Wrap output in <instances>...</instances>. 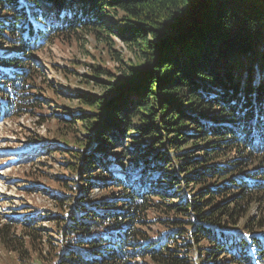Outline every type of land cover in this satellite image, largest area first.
<instances>
[{
    "label": "trees",
    "instance_id": "16d2710c",
    "mask_svg": "<svg viewBox=\"0 0 264 264\" xmlns=\"http://www.w3.org/2000/svg\"><path fill=\"white\" fill-rule=\"evenodd\" d=\"M118 8L115 28L103 17ZM78 32L111 50L115 33L140 56L120 72L92 65L117 84L81 93L83 111L66 116L87 130L60 135L82 181L60 180L49 262L264 264V224L250 216L264 199V0H0V41L19 43L0 52V118L39 109L32 51ZM114 147H126L124 161L103 157ZM96 184L102 193L90 197ZM35 220L4 223L2 243L38 257ZM151 221L166 228L150 232Z\"/></svg>",
    "mask_w": 264,
    "mask_h": 264
},
{
    "label": "rangeland",
    "instance_id": "374dc122",
    "mask_svg": "<svg viewBox=\"0 0 264 264\" xmlns=\"http://www.w3.org/2000/svg\"><path fill=\"white\" fill-rule=\"evenodd\" d=\"M125 16V10L118 8L115 12L111 10L106 13L103 20L116 28L123 25L125 20L122 18ZM174 30L169 27L166 33L172 34ZM72 35L55 39L32 51L29 61L37 69V76L35 87L29 91L40 98L37 100L39 109L0 118V228L4 223L17 219L15 226L20 229L29 215H36L31 229L37 231L45 242L43 246L40 245L38 257L31 251L20 256L14 247L2 243L0 235V264H51L47 253L48 239L53 241L54 246L58 247L59 243L54 220L60 212L55 196L67 195L59 188L60 180L67 178L71 186L73 180L82 181V174L70 170L69 162L74 164L72 161L75 158L64 152L60 135L65 130L73 131L75 128V132L82 134L86 128L81 121L75 126L74 121L67 120L66 116L72 117L83 111L81 93L103 97L109 94L108 86L111 89L117 84V78L107 73H101L98 81L92 65L120 72L122 68L139 61L140 52L136 46L115 33L112 35V50L110 44H105L92 33L78 32ZM17 50L19 43L0 41L1 53L10 55ZM102 80L112 84H105ZM121 148L114 147L102 155L108 158L110 154L114 163L124 161L122 156L126 147ZM78 161L83 163L82 158ZM109 169L106 174L121 173L126 179L138 180L132 173L125 172L126 168ZM89 191L90 197L95 198L102 193V187L96 184ZM250 206L252 226H256L260 220L264 224V199ZM144 228L152 232L166 227L151 221Z\"/></svg>",
    "mask_w": 264,
    "mask_h": 264
},
{
    "label": "snow or ice",
    "instance_id": "6c2138e0",
    "mask_svg": "<svg viewBox=\"0 0 264 264\" xmlns=\"http://www.w3.org/2000/svg\"><path fill=\"white\" fill-rule=\"evenodd\" d=\"M33 23L35 24V28L37 29L38 32L46 29V27H47V22L37 23V22L33 21Z\"/></svg>",
    "mask_w": 264,
    "mask_h": 264
},
{
    "label": "water",
    "instance_id": "95a60500",
    "mask_svg": "<svg viewBox=\"0 0 264 264\" xmlns=\"http://www.w3.org/2000/svg\"><path fill=\"white\" fill-rule=\"evenodd\" d=\"M172 34H174V32Z\"/></svg>",
    "mask_w": 264,
    "mask_h": 264
}]
</instances>
